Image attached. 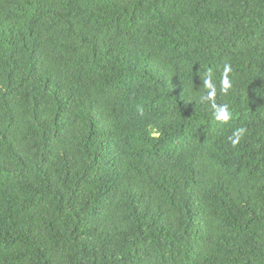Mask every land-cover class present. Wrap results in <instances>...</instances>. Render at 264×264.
<instances>
[{"label": "trees", "instance_id": "16d2710c", "mask_svg": "<svg viewBox=\"0 0 264 264\" xmlns=\"http://www.w3.org/2000/svg\"><path fill=\"white\" fill-rule=\"evenodd\" d=\"M0 264H264V0H0Z\"/></svg>", "mask_w": 264, "mask_h": 264}, {"label": "clouds", "instance_id": "9594fccd", "mask_svg": "<svg viewBox=\"0 0 264 264\" xmlns=\"http://www.w3.org/2000/svg\"><path fill=\"white\" fill-rule=\"evenodd\" d=\"M231 71L230 66H225L224 73L221 79V92L227 93L228 89L231 87V83L228 78V73ZM204 88L208 92V100L211 105V108L213 109L214 118L218 120H223L225 122H228L231 119V115L229 112L228 105H217L214 97L216 96L217 88L216 85L212 82L211 73L206 76L204 79ZM244 128H238L236 129L231 136L228 137V140L230 141L232 147H236L241 138L245 134Z\"/></svg>", "mask_w": 264, "mask_h": 264}]
</instances>
